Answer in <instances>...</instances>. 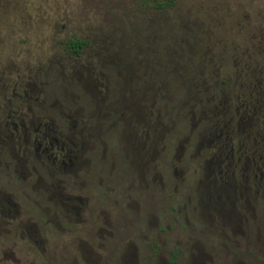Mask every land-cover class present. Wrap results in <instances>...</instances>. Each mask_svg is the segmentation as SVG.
<instances>
[{
  "label": "rangeland",
  "instance_id": "374dc122",
  "mask_svg": "<svg viewBox=\"0 0 264 264\" xmlns=\"http://www.w3.org/2000/svg\"><path fill=\"white\" fill-rule=\"evenodd\" d=\"M71 39L81 41L77 54L66 46ZM247 71L264 74V0H0V115L24 112L10 97L18 83L35 116L48 114L64 128L74 122L86 137L79 150L93 155L78 169L84 178L90 169L92 199L66 184L88 198L86 220L74 232L65 226L43 236L36 264H264L261 190L246 203L236 191L230 220L204 211L200 196L209 167L206 180L218 178L217 165L208 164V127L234 114V91L226 90L235 82L243 91ZM233 134L237 140L246 131ZM133 155L143 174L156 175L148 187L134 178ZM0 185L24 213L38 215L28 186L4 172Z\"/></svg>",
  "mask_w": 264,
  "mask_h": 264
},
{
  "label": "flooded vegetation",
  "instance_id": "af4514ba",
  "mask_svg": "<svg viewBox=\"0 0 264 264\" xmlns=\"http://www.w3.org/2000/svg\"><path fill=\"white\" fill-rule=\"evenodd\" d=\"M248 68L250 69V66ZM244 73H246L244 79L247 85L243 91L235 92V82L231 83V89L226 90L230 95L231 91H234L230 97V100L235 102L234 114L225 123L220 122L221 124H219L216 121L213 131H209L211 128L208 127V142L211 143V147L214 146L209 155L208 164L217 165L218 178L213 177L211 180H206L212 173L209 167L206 176H204L205 183L201 184L200 189L203 210L216 213L221 217L226 216L228 220L231 219L230 216L234 211L233 194L236 191H238L239 197L244 194L246 196L249 192H254L253 194L256 196L259 194V190L262 195L264 194V74L261 75L262 71L257 75H254L252 71L249 74H247L248 71ZM222 83L223 81H221ZM17 84L13 82L10 97L17 104L16 108L24 109V112L8 110L0 115V127H3V132L0 133V172L6 173L8 177H14L17 182L28 186L31 192L38 196L37 199L31 200V204L39 210L37 209L38 215L31 210H26L24 213L22 205L15 195L0 185V264H5L8 261L13 264H21V261L24 264H36V258H41L45 252L46 241L43 236L47 237L56 229L62 231L65 226L71 227L69 231L77 230V222L86 220L84 216L87 212L88 198L82 193L70 192L66 184L69 179L68 182L72 187H80L79 190L87 191L85 180L89 175L90 163L85 178L79 176L78 169L91 160L93 155H87L79 150L85 146L86 137L85 135L79 136L81 129H76L74 122H71L70 127L64 128L53 125L48 114L35 116L34 112L29 109L26 90H23L22 95L15 91ZM242 84L240 83L239 86ZM223 90L225 89L223 88ZM223 90L221 92L225 93ZM7 100L9 102L10 98L8 97ZM223 100L227 103L224 97ZM239 106L243 111L241 115L236 114ZM227 108L229 109L228 105ZM60 113V109L57 108L56 115L58 116ZM234 115L238 117L235 126ZM196 125L201 126L198 123ZM245 131L246 134L244 137L242 136L243 138L234 140L233 133L237 136ZM191 140L195 141V135H192ZM235 142L237 146L234 145ZM102 144L104 143L102 142ZM135 155L138 159L141 157L140 154ZM94 157L98 158L99 155H94ZM105 158L102 152L100 159L104 161ZM137 158L133 155L134 160L131 162L134 178L148 187L146 181L155 180L156 175L153 171L147 173L148 169L146 174H143ZM220 164L229 171H221ZM169 173L174 175V170H169ZM95 184L102 185V179H96ZM72 190L76 191L74 188ZM88 193L90 194V192ZM222 195H224L223 198H221ZM90 196L92 199L91 194ZM247 198L248 196L243 200L245 203L248 201ZM221 199L225 201L231 199L232 206L224 210L225 208L220 203ZM90 204H92L91 200ZM112 204L113 207L116 204L118 210L120 209L121 204L116 200H112ZM98 205L101 204L98 203ZM108 209L109 207L106 208L103 217L106 219V225L109 221L114 229L115 226ZM91 223L92 216L89 214L86 232L91 231ZM15 238L24 243L27 250L20 247L15 242ZM77 238H75L76 241ZM81 241L86 242L85 239H80L79 242ZM29 243L32 246H28Z\"/></svg>",
  "mask_w": 264,
  "mask_h": 264
},
{
  "label": "trees",
  "instance_id": "16d2710c",
  "mask_svg": "<svg viewBox=\"0 0 264 264\" xmlns=\"http://www.w3.org/2000/svg\"><path fill=\"white\" fill-rule=\"evenodd\" d=\"M167 1V0H166ZM164 4V2H157L156 4H155V6L157 7V8H159V7H161L162 5ZM66 46H68V47H70V49H71V52L73 53V54H77L78 52H79V48H80V46H81V41L80 40H78V39H71V40H68L67 42H66ZM183 99V98H182ZM181 99V100H182ZM201 100V99H200ZM234 111V110H233ZM241 112H243V111H241ZM249 113V112H248ZM241 115V114H240ZM235 117V116H234ZM237 118V117H236Z\"/></svg>",
  "mask_w": 264,
  "mask_h": 264
}]
</instances>
